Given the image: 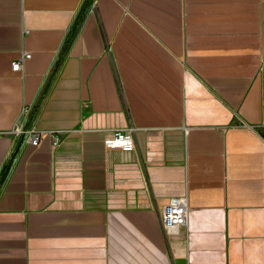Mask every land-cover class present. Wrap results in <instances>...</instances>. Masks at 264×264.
<instances>
[{"label": "crops", "instance_id": "0c3cea01", "mask_svg": "<svg viewBox=\"0 0 264 264\" xmlns=\"http://www.w3.org/2000/svg\"><path fill=\"white\" fill-rule=\"evenodd\" d=\"M0 264H264V0H0Z\"/></svg>", "mask_w": 264, "mask_h": 264}, {"label": "built area", "instance_id": "2783aa9c", "mask_svg": "<svg viewBox=\"0 0 264 264\" xmlns=\"http://www.w3.org/2000/svg\"><path fill=\"white\" fill-rule=\"evenodd\" d=\"M30 55L28 53H23L22 58L12 63L11 70L13 72H19L22 67V63L29 59ZM29 115V109L23 108L21 117L16 123L11 131L14 138L23 136L26 143L33 147H38L40 141L44 137H50L52 140L53 147L58 145L59 139L58 134L60 131H42L37 130L35 127H27L25 125V119ZM103 145L106 149H118L123 152H132L135 149L134 141V129L129 128L122 131H117L112 134L111 137L104 140ZM186 203L182 198L170 199L166 204H164L159 213V222L162 230L166 233L172 232L174 229L184 227L186 222Z\"/></svg>", "mask_w": 264, "mask_h": 264}]
</instances>
